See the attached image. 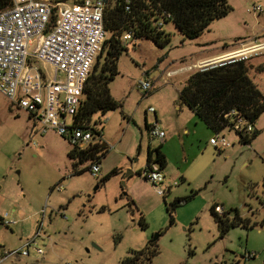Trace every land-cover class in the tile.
<instances>
[{"label":"rangeland","instance_id":"obj_1","mask_svg":"<svg viewBox=\"0 0 264 264\" xmlns=\"http://www.w3.org/2000/svg\"><path fill=\"white\" fill-rule=\"evenodd\" d=\"M227 2L231 10L195 38H184L168 23L166 46L142 38L129 42L119 55L118 73L108 86L121 107L94 113L91 119L102 121L97 126L102 125L101 138L108 146L97 176L88 169L72 174L69 142L54 132L31 134L32 119L0 93V250L24 246L36 232L42 249L36 253L30 248L27 255L12 256L3 264H120L130 249L148 245L154 235L158 253L149 264L264 263V111L248 144L230 132V145L219 150L201 132H180L190 111L179 102L176 89L188 72L166 75L167 69L197 62L210 51L219 54L264 40V0ZM255 6L261 9L254 11ZM246 62L250 78L264 94V70L258 69L264 66V49ZM145 79L153 86L143 95L140 83ZM146 122L166 134L161 147L164 180L159 184L164 195L142 174L148 146L160 143L148 134ZM85 165L89 162L80 167ZM114 167L117 172L98 184ZM188 195L168 212L165 202ZM213 203L223 210L236 208L256 223L230 227L219 236L209 209ZM140 214L145 228L138 223Z\"/></svg>","mask_w":264,"mask_h":264},{"label":"built area","instance_id":"obj_2","mask_svg":"<svg viewBox=\"0 0 264 264\" xmlns=\"http://www.w3.org/2000/svg\"><path fill=\"white\" fill-rule=\"evenodd\" d=\"M13 4L0 11V93L8 102L22 109L32 119L31 134L54 132L65 138L70 145L85 147L99 140L97 120L87 126L76 125L74 116L83 99V87L92 71L94 62L107 37L104 15L108 5L118 0H12ZM124 3H129L124 0ZM124 5L129 10V5ZM260 6L253 7L254 11ZM130 33L123 40L130 39ZM264 49V40L241 43L215 57L187 65L188 69L204 70L237 61H248ZM193 69V70H194ZM174 71H169L171 75ZM152 82L140 83L143 95L152 89ZM148 111H154L152 107ZM229 127L213 133L209 143L223 149L230 145L227 134L237 138L255 130L253 123L231 109L225 114ZM148 134L160 141L165 132L155 123L149 124ZM99 163H89V171L97 176ZM143 176L159 195L165 190L159 187L164 174L156 163L144 167ZM62 189V185L57 186ZM221 214L223 208L215 205ZM38 232L24 246L0 250V264L16 255H27L31 248L42 253L37 246ZM247 256H251L248 254ZM12 261H10L11 263Z\"/></svg>","mask_w":264,"mask_h":264},{"label":"trees","instance_id":"obj_3","mask_svg":"<svg viewBox=\"0 0 264 264\" xmlns=\"http://www.w3.org/2000/svg\"><path fill=\"white\" fill-rule=\"evenodd\" d=\"M128 1L129 3L126 4L124 0H118L115 4L108 5L105 12L104 24L107 37L83 87V99L74 116L76 125L79 127L87 126L94 113L99 112L103 115L110 109L121 107V101L111 95L108 84L118 73L117 59L127 50L129 42L147 38L158 47H164L170 42L169 32L165 30V25L168 23H172L184 38L192 39L199 36L212 20L226 15L231 10L227 0ZM12 4V0H0V11ZM125 4L129 5V10H125ZM127 32L130 33L131 38L126 41L122 38ZM250 66L249 62L237 61L204 70L194 69L179 87L178 100L213 133L229 127L230 122L225 114L231 109L241 113L255 126L256 120L264 111V94L250 78ZM258 69L264 70V66L259 65ZM145 125L149 127V123L146 122ZM95 133L99 136L98 141L85 147L71 145L67 150V156L71 160L72 174L89 170V165L82 167L80 165L92 161L99 163L100 158L106 154L108 146L101 138L102 127ZM257 133L258 130L255 128L248 135H240L238 140L248 144ZM161 147L162 143L154 147L148 146L146 167L151 163H156L161 170L165 167L166 157ZM116 172L117 168L110 169L100 176L97 183L103 184ZM262 185L264 187V175ZM188 198L190 195L176 196L172 201L165 202L166 209L172 213L177 204L185 202ZM215 205L216 203H213L209 209L217 225L219 236H223L230 227L247 228L253 227L256 223L239 215L236 208H229L217 214L214 210ZM104 209L103 206L99 208V210ZM231 211L232 214L229 215ZM173 221L174 217L171 214L169 224ZM138 223L142 228L147 225L142 214L139 215ZM157 253V245L152 238L148 245L139 249H130L120 260V264H149L151 257Z\"/></svg>","mask_w":264,"mask_h":264},{"label":"crops","instance_id":"obj_4","mask_svg":"<svg viewBox=\"0 0 264 264\" xmlns=\"http://www.w3.org/2000/svg\"><path fill=\"white\" fill-rule=\"evenodd\" d=\"M227 51H229V50H227ZM227 51H225V52H227ZM225 52H223V53H225ZM220 54H222V53L215 54V53H213V52L210 51L209 53L206 54V56H202V58H200L199 60H197V62L198 61H201V60H205V59H209V58L215 57V56L220 55ZM187 65L178 66V67L173 68V69H167L166 70V75H167V73L169 71H174V73H172V74H177V73H181V72L187 71L188 74L185 77V79H186L188 77V75L192 72L190 70L185 69V67ZM183 82H180L179 83V87L181 86V84ZM179 87L176 89L177 90V94H178ZM178 108L180 109L181 106H178ZM189 111L190 112L187 113V116L180 123V128H179L180 129V132H183V134L185 133V135H188V134H191V133H194L195 134L197 132H201L206 137V140L208 139V142H209V139L213 136V132L209 128H207V127L204 128L203 127V124L204 123L202 121H201L202 123H200V120L193 114V112L190 109H189ZM148 123L151 124L152 122H148ZM255 128H257V126H255ZM160 143H162V141H160Z\"/></svg>","mask_w":264,"mask_h":264},{"label":"water","instance_id":"obj_5","mask_svg":"<svg viewBox=\"0 0 264 264\" xmlns=\"http://www.w3.org/2000/svg\"><path fill=\"white\" fill-rule=\"evenodd\" d=\"M132 171H126L125 174H124V177L128 176L129 174H131ZM0 226H1V223H0ZM157 235H154L153 239H156Z\"/></svg>","mask_w":264,"mask_h":264}]
</instances>
